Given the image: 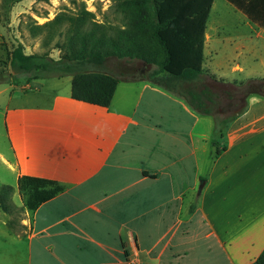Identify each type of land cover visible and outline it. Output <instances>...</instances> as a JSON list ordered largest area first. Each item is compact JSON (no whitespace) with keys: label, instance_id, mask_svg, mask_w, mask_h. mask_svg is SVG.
Segmentation results:
<instances>
[{"label":"crops","instance_id":"obj_1","mask_svg":"<svg viewBox=\"0 0 264 264\" xmlns=\"http://www.w3.org/2000/svg\"><path fill=\"white\" fill-rule=\"evenodd\" d=\"M247 19V38L264 41V26ZM224 32L206 31L196 82L232 83L205 65L206 47ZM129 61L95 70L120 80L107 108L73 99L63 79L32 90L23 73L6 84L0 165L14 194L22 176L63 191L16 231L0 212V264H251L264 251V95H249L212 162V119L150 82L154 65ZM15 80L27 83L15 90Z\"/></svg>","mask_w":264,"mask_h":264},{"label":"trees","instance_id":"obj_2","mask_svg":"<svg viewBox=\"0 0 264 264\" xmlns=\"http://www.w3.org/2000/svg\"><path fill=\"white\" fill-rule=\"evenodd\" d=\"M243 12L253 23L264 26V0H226ZM114 11L121 17V25L96 22L94 13L82 6L75 17L58 14L44 24L31 26L32 36L47 30L42 50L58 35L55 49L26 53L23 43H16L7 52L6 67L0 71V83L11 82L13 74H29L28 81L48 76L72 78V98L91 105L107 108L111 105L119 78L88 70L103 66L109 58L141 60L156 69L147 77L150 82L184 97L198 112L213 121L210 140L211 161L226 149V130L247 108L224 117L214 111L215 95L208 87L197 91L184 87L203 75L204 45L209 16L215 0H112ZM65 28L58 30L59 28ZM10 73L5 75L6 70ZM19 193L25 207L35 212L43 203L63 191L56 182L33 176L18 180ZM14 188L0 186V208L14 213ZM12 222L7 227L12 232ZM251 264H264V251Z\"/></svg>","mask_w":264,"mask_h":264},{"label":"rangeland","instance_id":"obj_3","mask_svg":"<svg viewBox=\"0 0 264 264\" xmlns=\"http://www.w3.org/2000/svg\"><path fill=\"white\" fill-rule=\"evenodd\" d=\"M82 6L94 13V20L98 23L121 25V17L114 11L112 0H0V71L6 67L7 52L14 44L23 43L26 53L29 54L42 50L47 30H43L40 35L32 36V25L44 24L58 14L75 17ZM250 25L251 22L246 15L231 3L226 0H215L209 16L207 31L215 36L218 28H222L225 32L220 34L221 39L212 40L215 43L212 47L209 48V45L206 47L208 58L205 65L210 66L217 78L232 83L210 86L211 82L206 80L184 84L185 88L192 87L195 90L210 87L216 100L213 110H221L224 117L241 111L252 93L264 95V41L255 37L254 39L247 38ZM64 28L65 26L58 30ZM57 34L50 45L42 50L51 51V56L55 59L61 55L59 50L55 49V43L58 41ZM129 63L137 66L136 61L130 60ZM236 64H240L243 70H233ZM99 68L101 66L87 67L88 70L94 71ZM120 68L125 69L126 67L123 65ZM6 72L5 75H8L11 71L7 69ZM2 76L3 74H0V78ZM54 78L57 77L48 76L32 81V90L36 87L34 85H41V88L47 89L54 88L56 84ZM70 78V76L61 78L63 87L71 86ZM10 83L8 81L0 83V107L5 105L10 94V89L4 90L6 84ZM14 83L17 85L14 89L17 90V87L27 82L15 80ZM2 185L16 187L13 177L8 174L4 166L0 165V186ZM12 203L15 209L13 214H7L1 208L0 212L3 211L6 214L7 225L12 222V227L16 231L19 229V222L29 217L31 213L25 207V198L20 193L13 194ZM3 216L1 213L0 218Z\"/></svg>","mask_w":264,"mask_h":264},{"label":"water","instance_id":"obj_4","mask_svg":"<svg viewBox=\"0 0 264 264\" xmlns=\"http://www.w3.org/2000/svg\"><path fill=\"white\" fill-rule=\"evenodd\" d=\"M203 187H204V180H202V181L200 182V185H199V188H198V195L201 194V192H202V190H203Z\"/></svg>","mask_w":264,"mask_h":264}]
</instances>
